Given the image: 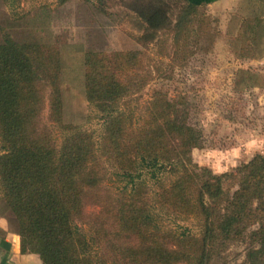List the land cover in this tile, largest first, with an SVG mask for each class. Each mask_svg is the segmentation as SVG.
I'll list each match as a JSON object with an SVG mask.
<instances>
[{"label":"trees","instance_id":"trees-1","mask_svg":"<svg viewBox=\"0 0 264 264\" xmlns=\"http://www.w3.org/2000/svg\"><path fill=\"white\" fill-rule=\"evenodd\" d=\"M125 8L140 23L143 47L172 34L170 60L179 65L204 31L203 8L190 2L129 0ZM259 23L240 20L239 58L256 59ZM14 35L0 41V216L21 253L42 264H264L263 154L221 174L197 166L191 151L201 132L181 100L160 92L132 122L129 97L148 81L138 76L141 53L133 50L83 54L84 97L102 120L95 141L63 121L60 49L31 33ZM259 79L246 71L234 85L263 88ZM45 87L58 145L39 123ZM164 217L191 220L195 229L166 227ZM232 245L243 247L240 262L227 259Z\"/></svg>","mask_w":264,"mask_h":264},{"label":"rangeland","instance_id":"rangeland-1","mask_svg":"<svg viewBox=\"0 0 264 264\" xmlns=\"http://www.w3.org/2000/svg\"><path fill=\"white\" fill-rule=\"evenodd\" d=\"M58 1L0 0V41L7 31L14 39L15 32L24 31L60 49L59 85L65 123L81 126L98 140L102 120L84 97L83 54L89 50H133L141 53L138 76L141 81L148 76V81L129 97L132 122L140 119L154 92H160L167 99L181 100L189 122L201 132V146L191 151L197 166L221 174L257 153L264 155V62L239 58L240 42L234 39L240 20L251 17V0L235 3V9H201L197 18L203 20L204 31L196 44L191 43L190 56L180 65L170 60L172 34L166 37L161 32L157 42L147 47L137 43L142 30L125 8L129 0H104L99 7L83 0H68L62 5ZM251 70L258 74L263 88L239 92L235 81ZM48 94L45 87L39 123L49 127L58 145V129L48 119ZM106 186L113 189L112 183ZM85 211L96 212L97 208L87 207ZM163 219L166 227L195 229L191 220ZM243 253L240 245H232L225 252L230 263L240 262Z\"/></svg>","mask_w":264,"mask_h":264},{"label":"crops","instance_id":"crops-1","mask_svg":"<svg viewBox=\"0 0 264 264\" xmlns=\"http://www.w3.org/2000/svg\"><path fill=\"white\" fill-rule=\"evenodd\" d=\"M190 2L203 9L234 8L235 3L249 0H181ZM251 17L260 19L256 59L264 62V0H251ZM0 264H42L38 255L21 253L20 238L14 233L3 216H0Z\"/></svg>","mask_w":264,"mask_h":264},{"label":"built area","instance_id":"built-area-1","mask_svg":"<svg viewBox=\"0 0 264 264\" xmlns=\"http://www.w3.org/2000/svg\"><path fill=\"white\" fill-rule=\"evenodd\" d=\"M87 2H89V3H93V2H95L96 0H86Z\"/></svg>","mask_w":264,"mask_h":264}]
</instances>
